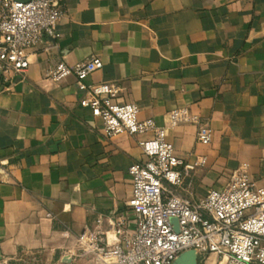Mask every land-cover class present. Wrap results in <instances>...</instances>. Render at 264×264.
I'll use <instances>...</instances> for the list:
<instances>
[{
  "label": "crops",
  "instance_id": "crops-1",
  "mask_svg": "<svg viewBox=\"0 0 264 264\" xmlns=\"http://www.w3.org/2000/svg\"><path fill=\"white\" fill-rule=\"evenodd\" d=\"M62 4L59 35L28 50L26 72H0V264H65L63 251L98 212L134 225L128 170L152 133L106 136L102 118L81 104L75 75L45 76L64 55L71 63L99 56L103 67L88 83L119 85L117 100L167 126L185 164L206 157L183 189L202 198L242 162L264 183V0ZM183 106L210 124L209 144L194 123L169 126L170 110ZM200 258L223 264L214 252Z\"/></svg>",
  "mask_w": 264,
  "mask_h": 264
},
{
  "label": "built area",
  "instance_id": "built-area-1",
  "mask_svg": "<svg viewBox=\"0 0 264 264\" xmlns=\"http://www.w3.org/2000/svg\"><path fill=\"white\" fill-rule=\"evenodd\" d=\"M63 0H0V72L8 79L22 75L31 64L28 50L46 36L57 37V25L65 14ZM103 67L99 56L71 63L67 55L45 76L60 81L73 74L83 106L103 120L104 134L112 137L152 133L142 140L144 158L130 165L132 193L127 216L98 212L93 224L84 226L75 246L66 248L65 264L80 260L87 264H172L184 251L200 255L216 253L223 264H264V183L255 180L249 163L242 162L221 187L194 200L179 193L188 170L203 165L206 157L184 163L168 140V127L151 117L140 119L135 102H120L121 87L112 82L88 83L87 78ZM197 125V139L212 141L209 123L187 106L169 112V126ZM4 176L3 180H8ZM191 183H189V186ZM178 219V229L171 220Z\"/></svg>",
  "mask_w": 264,
  "mask_h": 264
},
{
  "label": "water",
  "instance_id": "water-1",
  "mask_svg": "<svg viewBox=\"0 0 264 264\" xmlns=\"http://www.w3.org/2000/svg\"><path fill=\"white\" fill-rule=\"evenodd\" d=\"M28 1V0H21ZM171 220L175 223L176 228L178 229V219L176 217H172ZM172 264H201L200 254L194 250H186L182 252Z\"/></svg>",
  "mask_w": 264,
  "mask_h": 264
},
{
  "label": "rangeland",
  "instance_id": "rangeland-1",
  "mask_svg": "<svg viewBox=\"0 0 264 264\" xmlns=\"http://www.w3.org/2000/svg\"><path fill=\"white\" fill-rule=\"evenodd\" d=\"M179 193H181L183 195H186V196H189V197H191L194 200H198V199L201 198V197L198 196V194L196 193V190H194L193 187L190 188V189H183V186H181L179 188Z\"/></svg>",
  "mask_w": 264,
  "mask_h": 264
}]
</instances>
